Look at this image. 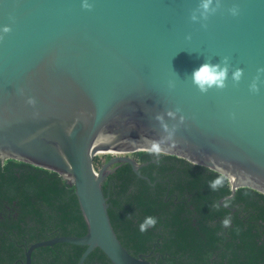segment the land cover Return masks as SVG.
<instances>
[{
  "label": "water",
  "instance_id": "1",
  "mask_svg": "<svg viewBox=\"0 0 264 264\" xmlns=\"http://www.w3.org/2000/svg\"><path fill=\"white\" fill-rule=\"evenodd\" d=\"M88 7H83L84 3ZM0 0V160L57 173L86 226L54 243L151 264L118 241L101 186L128 155L174 156L264 195V0ZM195 16V19L192 17ZM220 86L194 83L201 64ZM239 70L238 79L233 73ZM31 98L34 103L29 104ZM110 157L94 169L96 154Z\"/></svg>",
  "mask_w": 264,
  "mask_h": 264
},
{
  "label": "trees",
  "instance_id": "2",
  "mask_svg": "<svg viewBox=\"0 0 264 264\" xmlns=\"http://www.w3.org/2000/svg\"><path fill=\"white\" fill-rule=\"evenodd\" d=\"M133 155L145 179L116 163L101 186L111 227L127 251L141 253L160 229L165 237L156 264H264V195L239 188L227 198L229 183L216 172L174 156ZM217 177L223 183L213 190ZM146 216L157 223L141 233L138 224ZM85 232L74 187L57 173L14 160L0 165V264H24L30 246ZM84 249L69 243L36 247L30 264H77ZM82 264L111 263L95 248Z\"/></svg>",
  "mask_w": 264,
  "mask_h": 264
},
{
  "label": "clouds",
  "instance_id": "3",
  "mask_svg": "<svg viewBox=\"0 0 264 264\" xmlns=\"http://www.w3.org/2000/svg\"><path fill=\"white\" fill-rule=\"evenodd\" d=\"M212 3V0H200L199 8L201 10V15H204L210 11V4ZM83 7H88V4L85 2ZM196 17L193 16L192 19H195ZM9 29L7 26H4L3 28H0V31L7 32ZM226 75V69L221 68L218 65H210V64H201L197 68H195L192 71V79L194 83H196L202 90L205 86H211L213 84L220 86L223 82V79ZM240 75L239 70L235 71L233 73V79H238ZM28 103L32 104L34 101L29 98ZM148 151L152 154H160L161 149L159 147V144L156 142H153L148 149ZM223 183V180L221 177H217L213 179L210 182V188L215 190L217 187L221 186ZM229 201H224L225 205H228ZM157 223V219L154 216H146L142 222L138 224V229L141 233L145 232L149 227L155 226ZM222 224L227 227L229 224V219L225 218L222 221Z\"/></svg>",
  "mask_w": 264,
  "mask_h": 264
},
{
  "label": "flooded vegetation",
  "instance_id": "4",
  "mask_svg": "<svg viewBox=\"0 0 264 264\" xmlns=\"http://www.w3.org/2000/svg\"><path fill=\"white\" fill-rule=\"evenodd\" d=\"M138 153V152H137ZM135 154V153H134ZM130 158H133L136 162H137V164L139 165V166H142V164H140L135 158H134V155L133 154H130V155H128ZM110 156L109 155H106V159H105V161L109 158ZM7 161H9V160H0V165H4ZM104 161V162H105ZM140 168V167H139ZM138 168V169H139ZM138 169H137V173H138ZM112 171H113V168H112ZM139 177H141V178H143V179H145L146 177H143V176H141V175H138ZM168 191V190H167ZM228 197V196H227ZM221 202H222V200H220L219 201V203L221 204ZM186 223V222H185ZM150 228V227H149ZM155 233H156V237L154 238V240L152 241V242H150V244L149 245H147L144 249H143V251L141 252V253H136L135 255H133L130 251H127L125 248V250L131 255V256H133V257H138V256H140V257H142L144 260H146L147 262H149V263H151V264H156V263H154V259L153 258H155V260L157 259V258H159L160 256H161V254H160V252L158 251V250H160V245H161V243H162V241H163V239H164V237H165V234H164V232H162L160 229H157L156 231H155ZM24 264H25V261H24Z\"/></svg>",
  "mask_w": 264,
  "mask_h": 264
},
{
  "label": "rangeland",
  "instance_id": "5",
  "mask_svg": "<svg viewBox=\"0 0 264 264\" xmlns=\"http://www.w3.org/2000/svg\"><path fill=\"white\" fill-rule=\"evenodd\" d=\"M95 158H97V165H94V169L97 170V168H99L100 164H102L105 159H106V155L105 154H96Z\"/></svg>",
  "mask_w": 264,
  "mask_h": 264
}]
</instances>
